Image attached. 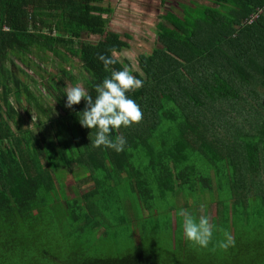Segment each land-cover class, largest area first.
Instances as JSON below:
<instances>
[{"label": "trees", "instance_id": "1", "mask_svg": "<svg viewBox=\"0 0 264 264\" xmlns=\"http://www.w3.org/2000/svg\"><path fill=\"white\" fill-rule=\"evenodd\" d=\"M211 1L216 5L193 1L181 4L182 14H162V46L139 55L134 74L144 83L129 93L142 118L111 132L126 140L117 152L91 145L96 130L79 122L83 99L65 106L67 82L95 98L111 69L131 67L115 56L130 47V35L107 30L110 0H0V264H264V0ZM87 33L100 38L85 41ZM65 49L80 59L85 76L79 80L66 69L48 83L60 113L46 131L35 132L22 125L21 97L29 109L43 108L8 63L15 65L13 55L34 68L26 55L35 51L66 62ZM99 54L116 63L106 70ZM206 161L214 177L200 170ZM73 164L80 168L76 179L94 186L70 198L61 170ZM83 169L89 174L81 175ZM107 184H126L136 195L129 204L135 217L136 204L142 207L143 230L163 214L174 255H156L147 241L123 255L95 251L100 239L106 246L113 222ZM207 193L220 216L212 217L213 240L202 248L186 240L177 212L206 208ZM77 222L82 231L104 227L98 242L61 245L57 230ZM223 230L235 242L227 249L218 244Z\"/></svg>", "mask_w": 264, "mask_h": 264}, {"label": "rangeland", "instance_id": "2", "mask_svg": "<svg viewBox=\"0 0 264 264\" xmlns=\"http://www.w3.org/2000/svg\"><path fill=\"white\" fill-rule=\"evenodd\" d=\"M197 3L216 5L211 0H110L114 7V12L108 17L107 30L116 31L126 38V33L130 35L128 38L130 47L124 49L120 53H116L115 56L119 59H128L133 69L138 70V57L142 53H151L152 50L157 46H162L158 40V27L157 24L160 22L162 14L169 11H174L177 14H182V3ZM107 4V1H105ZM99 35H88L83 36V40L95 42L99 40ZM68 55V60L62 61L58 59L51 51L42 52L35 51V53H29L26 55L30 61L31 66L34 68H28L23 64L22 60L17 59L12 55V59L15 63L9 62L8 65L18 74L21 75L31 87L33 93L37 97L40 106H35L34 109H29V105L25 97H21V105L18 106L19 112L22 116V122L25 127L32 128L35 132H39L40 129L46 131V126L49 121L54 120L60 113L57 104L53 97L47 92L46 86L62 75L63 70H69L79 80L85 76L84 70L81 66L80 59L69 50H64ZM24 72H21V70ZM73 85L69 82L66 83V87H72ZM12 101L15 102V98L11 97ZM29 109V112L26 110ZM40 124V126L38 125ZM16 130V125L12 124ZM148 161L143 162L145 165ZM207 161L202 165L199 164L200 170L203 173H207L210 177H214V173L207 171L209 166H206ZM79 166L73 164L70 167L62 169L66 171L64 181L66 183V193L68 196L75 197L87 193L94 186L93 181L76 179L75 174L79 171ZM81 175L89 174L88 172L81 170ZM217 180V178H216ZM112 184H114L112 182ZM126 185V184H125ZM118 185L117 187L110 188L111 185L107 184V188L111 191L109 197H111L112 207L108 213L113 220L112 225L109 227L110 235L104 239L106 246L101 245V239L98 242L96 237L102 235L104 227H95L94 229L87 228L82 231V222L75 223V226L70 227L63 226L57 230L58 238L61 245H75L89 247L93 243H97L94 246L95 251H103L107 254L123 255L131 251L143 247L144 242L147 241L148 249L154 250L155 254H160L163 257L169 253L174 255L175 246L173 239L167 232L164 226L163 214L157 213L154 218H150V221L146 223L145 230L142 229L141 217L142 207L136 204L138 209H135L137 217L134 215V209L129 204V198L135 203L137 201L135 194H130L127 191L126 186ZM106 187V186H105ZM124 188V189H123ZM158 191L157 193H159ZM129 195H128V194ZM200 197V194H199ZM207 200V207L204 208V214L210 217H219L220 211L216 203L210 202V196L207 193L205 195ZM203 200V196H201ZM176 198L173 197L172 193L167 194V200L169 202L174 201ZM129 204V205H128ZM128 207L126 208V206ZM204 205V204H203ZM192 210L195 215L200 214V209L196 207H188ZM144 212V211H143ZM165 215V214H164ZM148 217V214H146ZM153 217V216H152Z\"/></svg>", "mask_w": 264, "mask_h": 264}, {"label": "clouds", "instance_id": "3", "mask_svg": "<svg viewBox=\"0 0 264 264\" xmlns=\"http://www.w3.org/2000/svg\"><path fill=\"white\" fill-rule=\"evenodd\" d=\"M106 70L116 61L105 54H99ZM144 81L134 74V69L124 65L122 69H111L110 75L95 87L97 95L91 96L79 83L65 88L67 108L85 101L84 110L79 113L82 126L95 129V138L91 140L94 147L105 146L122 151L126 143L123 136L111 138V132L121 126L127 127L142 118V111L137 102L129 95L135 89L142 87ZM205 206L200 205V214L195 215L186 209H179L177 215L183 218V234L186 240L195 246L208 247L213 240L215 225L210 217L204 214ZM223 239L219 247L227 249L233 245L234 239L230 232L223 230Z\"/></svg>", "mask_w": 264, "mask_h": 264}, {"label": "built area", "instance_id": "4", "mask_svg": "<svg viewBox=\"0 0 264 264\" xmlns=\"http://www.w3.org/2000/svg\"><path fill=\"white\" fill-rule=\"evenodd\" d=\"M262 12V10H260L258 13H255L253 16H252V20H250V22H252L254 19L257 18L258 14Z\"/></svg>", "mask_w": 264, "mask_h": 264}]
</instances>
